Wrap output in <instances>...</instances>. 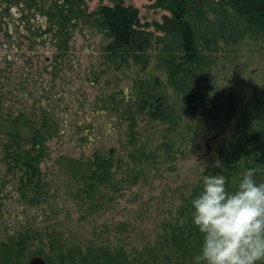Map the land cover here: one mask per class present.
I'll list each match as a JSON object with an SVG mask.
<instances>
[{
  "label": "rangeland",
  "instance_id": "374dc122",
  "mask_svg": "<svg viewBox=\"0 0 264 264\" xmlns=\"http://www.w3.org/2000/svg\"><path fill=\"white\" fill-rule=\"evenodd\" d=\"M121 1L139 10V28L151 40L138 57L108 52L98 11L111 0L0 2V114L47 119L53 132L39 182L27 187L24 171L4 161L0 138V252L15 239L22 264L34 256L49 264L59 248L81 251L87 264L118 249L145 258L181 226L202 175L233 172L225 158L238 141L236 122L250 98L264 99L260 33L222 50L205 71L201 96L188 100L169 79L180 50L161 26L172 14L158 0ZM204 1L193 13L201 38L217 20ZM159 99L169 120L150 114ZM95 154L112 163L110 180L87 197L86 182L68 177L56 161Z\"/></svg>",
  "mask_w": 264,
  "mask_h": 264
},
{
  "label": "trees",
  "instance_id": "16d2710c",
  "mask_svg": "<svg viewBox=\"0 0 264 264\" xmlns=\"http://www.w3.org/2000/svg\"><path fill=\"white\" fill-rule=\"evenodd\" d=\"M36 1L0 0L7 6H29ZM62 1V7L73 4V0ZM111 1L113 5H101L98 11L101 25L111 39L108 52L114 58L124 55L138 57L151 46L148 33L139 28L140 12L121 0ZM204 4L216 14L217 20L211 33L201 38L193 23L194 11L205 9L200 0H158V6L172 14V17L164 16L161 28L178 40L176 50H180V55H175L177 61L169 63L170 83L177 93L188 100H196L201 96L205 71L216 64L217 55L222 50L242 44L255 33L264 37V0H205ZM60 8L57 5V17ZM207 52L210 54L207 55ZM167 109L168 105L159 99L150 114L154 119L166 121L170 119ZM52 133V123L47 119L38 121L37 117L28 118L24 114H0L4 161L10 170L24 171L20 181L26 187L39 182L40 164L47 156L46 140ZM236 133L238 141L225 158L226 164H232L230 168L233 172L226 176L235 181L245 169L254 167L259 170L257 178L264 180V99L252 97L248 100L236 122ZM56 163L71 179L86 182L84 194L87 197L92 196L90 193L95 192L97 184L110 180L108 177L112 163L100 154L90 159L61 156ZM190 209L191 200L181 210V226L172 229L166 237V243L156 246L145 258L131 259L123 249H118L100 254L98 264H194V257L199 250V237L190 221ZM117 229L124 232L125 226ZM12 241L9 246H2L0 264H22L20 256L15 255V248L22 246L17 245L15 239ZM10 245L15 246L11 249ZM58 250L55 258L48 259L49 264H87V257L79 250Z\"/></svg>",
  "mask_w": 264,
  "mask_h": 264
},
{
  "label": "clouds",
  "instance_id": "9594fccd",
  "mask_svg": "<svg viewBox=\"0 0 264 264\" xmlns=\"http://www.w3.org/2000/svg\"><path fill=\"white\" fill-rule=\"evenodd\" d=\"M248 167L235 180L223 172L201 177L191 199L198 231L194 264H264V180Z\"/></svg>",
  "mask_w": 264,
  "mask_h": 264
},
{
  "label": "water",
  "instance_id": "95a60500",
  "mask_svg": "<svg viewBox=\"0 0 264 264\" xmlns=\"http://www.w3.org/2000/svg\"><path fill=\"white\" fill-rule=\"evenodd\" d=\"M27 264H48L46 259L42 256H34L30 258Z\"/></svg>",
  "mask_w": 264,
  "mask_h": 264
}]
</instances>
